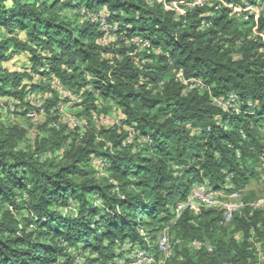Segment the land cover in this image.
<instances>
[{"label": "trees", "instance_id": "16d2710c", "mask_svg": "<svg viewBox=\"0 0 264 264\" xmlns=\"http://www.w3.org/2000/svg\"><path fill=\"white\" fill-rule=\"evenodd\" d=\"M173 1L0 0V99L29 121H0V264H113L125 242L157 258L166 226L173 241L212 247L175 246L167 264H264V211L244 208L227 224L220 210L173 213L192 183H264V0H207L182 14ZM139 37L160 53L129 55ZM14 55L21 69L3 65ZM231 94L238 112L213 102ZM64 104L85 128L60 121ZM113 107L118 124L93 122ZM30 111L43 118L33 124Z\"/></svg>", "mask_w": 264, "mask_h": 264}, {"label": "built area", "instance_id": "2783aa9c", "mask_svg": "<svg viewBox=\"0 0 264 264\" xmlns=\"http://www.w3.org/2000/svg\"><path fill=\"white\" fill-rule=\"evenodd\" d=\"M206 1L207 0H174L172 2V6L176 8L177 13L182 14L184 12V9L179 7V5L192 8L196 5L204 4ZM244 10L251 11L257 14L260 8L247 6ZM234 11L240 12V9L234 8ZM102 17L103 14H101V18ZM100 26L104 30L109 31V26L104 18L100 19ZM111 40L112 34L108 33L102 38L101 42L102 44H107ZM132 44L134 46V49L129 52V55H134L136 52H139L141 50H146L147 52L152 50V52L155 54L160 53L159 49L152 48L150 41L144 38L139 37L136 39H132ZM175 76L182 82V84L188 85L189 87H197L202 85L199 79H185L181 71H178ZM53 87L60 93L62 97H67L73 102H81L80 96H73L69 91L63 90L59 82L54 81ZM40 97L41 95H39L38 98ZM41 102L42 101L39 100L37 101V103H31L34 106H39ZM213 102L217 106L222 107L225 111H228L231 108L232 110L238 112L237 100L233 94L229 95L225 100L220 98H213ZM256 104L257 102L253 103V105ZM62 106L63 105H60V108ZM38 116L39 115H37L35 111H30L27 114V117H29L30 122H32L33 124L39 122ZM124 118V114L119 109H116L114 107L111 110V116H109L108 114L98 113L97 111L94 112L92 116L93 122L98 126L118 124L119 121ZM60 121L62 123L75 122L74 124L78 123L82 128H85L86 125V122L83 120L74 121L72 120V118L68 117H61ZM96 163L99 164L98 161H96ZM244 208H248L250 215H253L255 211H264V192L256 200L246 201L243 199L241 191L239 190L214 189L208 181H204L192 183L189 193L187 194L185 199L175 204L173 213L174 220H178L185 211L193 215H198L209 210H220L222 213L221 222L222 224H227L231 222L235 214H240ZM139 234L142 236L145 235L143 230L141 229L139 230ZM235 237H241L240 233H235ZM145 240L147 241V238H145ZM247 240L250 243L251 248L255 250V253L258 256L259 260H262L263 253L260 248V241L257 240V236L255 235V232L253 230H251V232L249 233ZM175 246H184L185 248L190 250H200L203 247H206L208 251H212V247L210 245L205 244L204 242L199 240L194 239L189 241H182L180 239H176L173 241L169 233V227L166 226L157 238V251L159 253V256L157 258L153 253L144 250L141 246L131 242H125L119 244V247L117 249L118 256L114 259L113 264H167V261L175 256ZM178 259L181 260L182 257L179 255Z\"/></svg>", "mask_w": 264, "mask_h": 264}, {"label": "rangeland", "instance_id": "374dc122", "mask_svg": "<svg viewBox=\"0 0 264 264\" xmlns=\"http://www.w3.org/2000/svg\"><path fill=\"white\" fill-rule=\"evenodd\" d=\"M26 58L24 57V55H14L12 56L11 59H9L8 61H6L3 65L10 69V70H18L21 69V63L25 62ZM30 101L33 103H37V101L41 100L39 97V94L35 95H29L28 96ZM5 98H1L0 99V121L3 122H9V123H22L25 124L26 119L21 118L20 116H14L11 113L7 112V105H5L4 103ZM12 107V106H11ZM12 109V108H11ZM77 108L74 107H70L68 104H64L61 108H60V115H62V117H68V118H72V120L76 121V120H84V118H78L75 114H76ZM109 116H111V113H108ZM43 117L42 116H38V121H40ZM29 121H26V123ZM73 124L75 122H72ZM76 125H79L78 123ZM72 127V126H71ZM250 192H253L255 195H261L264 192V183L259 182V181H253L246 189H243L241 191V195L243 196H247L249 195Z\"/></svg>", "mask_w": 264, "mask_h": 264}]
</instances>
